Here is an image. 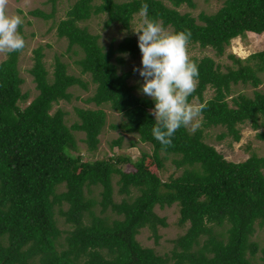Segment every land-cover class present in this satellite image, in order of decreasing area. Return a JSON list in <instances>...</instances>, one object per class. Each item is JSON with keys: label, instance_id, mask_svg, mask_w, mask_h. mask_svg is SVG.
<instances>
[{"label": "trees", "instance_id": "obj_1", "mask_svg": "<svg viewBox=\"0 0 264 264\" xmlns=\"http://www.w3.org/2000/svg\"><path fill=\"white\" fill-rule=\"evenodd\" d=\"M48 1L49 12L34 9L29 14L51 19L57 0ZM94 1H72L54 25L56 36L66 40V49L81 52L74 60L77 76L54 56L49 77L41 47L35 48L27 71L37 93L21 107L28 92L20 88V51L0 61V264H264V248L251 238L254 226L264 223V155L251 153L242 161H228L202 139V127L219 126L223 130L217 137L229 136L234 142L240 139L238 126L243 123L253 130L264 129V90L231 96L234 84L256 88L262 83L264 49L244 58L227 53L231 65L224 70L209 56L191 57L198 64L199 78L188 99L206 105L202 127L194 133L181 127L172 145L164 148L152 135L154 101L134 94L127 83L132 69L118 68L123 55L142 56L138 41L125 35L103 46L97 34L78 25L104 14V27L117 24L127 30L134 14L147 4L149 20L169 32L190 31L189 44L209 47L220 56L231 39L264 32V0H223L214 12H199L196 17L178 10L181 5L193 8V0ZM88 82L94 88L85 102L96 108L74 107L77 119L67 126L65 112L51 111L52 106L71 99L69 87L86 89ZM207 88L212 95L203 99ZM103 105L122 118L109 124L110 129L135 134L138 142L150 146L149 153L140 151L133 160L126 155L83 160L76 154V131L83 133L86 152L97 149L106 121ZM256 137L264 140V131ZM121 142L118 135L109 148ZM135 144L128 141L130 147ZM169 156L181 171L161 181L145 161L161 169ZM124 163L133 171H123ZM113 183L128 198L114 201ZM93 186L99 188L97 199L85 195ZM132 188L137 194L129 197ZM173 203L177 224L185 229L160 255L140 245L135 236L145 227L156 242L157 226L166 223L154 206ZM107 210L111 215L105 214ZM55 214L68 229L58 228Z\"/></svg>", "mask_w": 264, "mask_h": 264}, {"label": "rangeland", "instance_id": "obj_2", "mask_svg": "<svg viewBox=\"0 0 264 264\" xmlns=\"http://www.w3.org/2000/svg\"><path fill=\"white\" fill-rule=\"evenodd\" d=\"M74 0H57L55 5L54 16L50 19H41L34 17L29 14V11L34 9H39L43 12H49L50 3L48 0H9L8 12L9 14H20L23 19V24L19 27L20 33L25 40V47L18 53L17 58V69L18 75L22 78V83L20 85L21 91L28 92V98L25 102L21 103L23 107L31 98L37 93L34 84L31 80V76L28 73V69L33 61V50L37 47H41L42 61L48 71V76L52 70V63L54 56H58L59 59L66 64L67 72L70 74L78 75V70L74 64L81 52L73 47L70 50L66 49V40L64 38H59L55 34V23L64 16V11ZM165 4L167 0H162ZM223 0H193L194 7L189 8L185 5L178 7L180 12H188L192 16L196 17L199 12L211 13L214 12L218 7L221 6ZM94 2H98L95 0ZM27 15H24V12ZM105 19L104 14H99L91 16L89 19L79 22L78 25L86 27V29L92 33L98 35V42L107 46V44L113 40L117 42L125 35L133 36L138 41V35L134 32L142 23L143 17L140 14H134L129 28L123 29L117 24H112L108 27L103 26V21ZM169 31V29H166ZM264 49V32L257 34L246 32L243 37H236L230 40L229 44L225 47L222 55H216L213 50L209 47L200 48L196 44H188L189 56L200 58L202 56L211 57L216 64L219 65L221 70H224L226 66L231 65V61L226 57L227 53H232L239 58H244L252 52H256ZM75 50L76 52H73ZM6 54H0V61L4 60ZM142 56L136 58H130L126 54L123 55V64L118 65L121 70L132 69L133 67H142L141 63ZM81 78L88 81L87 75H81ZM262 83L256 88L250 85L237 83L231 86V96L238 93L250 96L253 90H264V74L262 75ZM143 78L139 75V72H132L131 76L127 79V83L133 87V92L137 96L143 95L139 89L143 84ZM94 85L90 82L87 84V88H81L77 85H73L67 89L71 94V99L69 101H59L52 106L51 111L56 108H60L65 112L64 122L67 126H70L77 118L74 114V107H84V108H96L92 103L85 102V99L91 95ZM212 95V90L207 88L203 92V99H207ZM150 98V97H149ZM190 103L199 104L198 100L193 98L189 101ZM105 112V126L102 128L98 138L99 143L97 149L93 153H88L84 150V144L81 142L83 138V133L76 131L73 132L76 139L77 152L83 160H94L99 158H104L110 155H126L131 160L139 156L140 151L150 152V146L146 143H140L136 140L135 134H127L117 130H112L109 124H116L121 121L120 114L110 110L106 105L101 106ZM201 120V117H199ZM202 127V126H200ZM240 131V139L238 142L231 140L229 136L219 139L217 136L223 130L219 126H209L202 127V139L208 145L215 148L216 151L221 153V155L228 161L238 162L247 158L251 153L258 156L264 155V140L258 139L256 133L264 131L260 128L253 130L250 128L249 124L243 123L238 126ZM191 132L190 128H187ZM118 135L122 136V142L119 147L109 148V143L111 140L115 139ZM134 141L136 144L133 147L128 145V141ZM75 154V152H74ZM172 157L166 158L163 162L161 169L155 168L152 163H149V159H146V166L148 169L155 173L161 181H166L170 177H175L179 175L181 169L175 168L174 164L171 162ZM174 158V157H173ZM121 169L125 172L133 171L130 164L124 163L120 165ZM264 172V170H263ZM116 176H113L112 180L115 181ZM62 187L58 188V191ZM97 186L90 188L85 195L88 197L98 198ZM137 194V191L132 188L129 197ZM122 198H128L124 194H119L117 192V186L113 183V200L119 202ZM98 206H95L97 211ZM155 214L164 218L166 225L164 227L157 226L158 239L154 242L151 232L147 228H141L137 235L136 240L140 245L145 247H151L157 254L163 255L168 252L171 248L170 240L176 236L183 233L185 226H179L177 224V205L175 203L163 207L154 206ZM105 214L111 215V212L107 210ZM56 223L60 230L64 231L68 229V225L63 221L59 214H55ZM252 240L257 243L258 248H264V223L260 226L257 224L254 226V232L252 234ZM259 253H257L258 255Z\"/></svg>", "mask_w": 264, "mask_h": 264}, {"label": "clouds", "instance_id": "obj_3", "mask_svg": "<svg viewBox=\"0 0 264 264\" xmlns=\"http://www.w3.org/2000/svg\"><path fill=\"white\" fill-rule=\"evenodd\" d=\"M9 0H0V54L21 51L25 40L19 32L23 24L20 14H9ZM148 5L141 6L143 23L134 32L142 53L139 72L143 84L139 91L150 97L155 106L150 110L155 117L153 137L167 148L172 137L181 127L194 133L201 126L199 117L205 104L189 102V96L198 85V64L188 52L190 31L169 32L159 22L147 18ZM27 15V12H24Z\"/></svg>", "mask_w": 264, "mask_h": 264}]
</instances>
